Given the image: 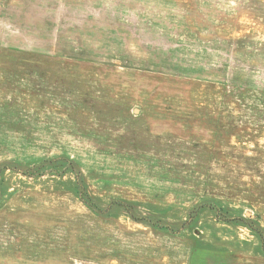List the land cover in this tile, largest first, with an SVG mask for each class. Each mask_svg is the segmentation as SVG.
Returning a JSON list of instances; mask_svg holds the SVG:
<instances>
[{
	"label": "rangeland",
	"instance_id": "374dc122",
	"mask_svg": "<svg viewBox=\"0 0 264 264\" xmlns=\"http://www.w3.org/2000/svg\"><path fill=\"white\" fill-rule=\"evenodd\" d=\"M0 264H264V0H0Z\"/></svg>",
	"mask_w": 264,
	"mask_h": 264
},
{
	"label": "trees",
	"instance_id": "16d2710c",
	"mask_svg": "<svg viewBox=\"0 0 264 264\" xmlns=\"http://www.w3.org/2000/svg\"><path fill=\"white\" fill-rule=\"evenodd\" d=\"M114 204H116V206H124L125 210H127L126 207H125V203L124 204L123 203H114ZM127 212H129V211L127 210ZM136 220H137V222L149 223L145 218L144 219H135V221Z\"/></svg>",
	"mask_w": 264,
	"mask_h": 264
}]
</instances>
